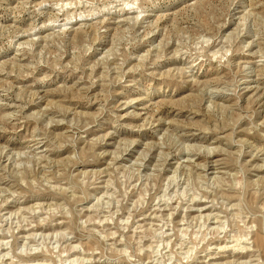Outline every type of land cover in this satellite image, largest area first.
Here are the masks:
<instances>
[{
    "label": "rangeland",
    "instance_id": "374dc122",
    "mask_svg": "<svg viewBox=\"0 0 264 264\" xmlns=\"http://www.w3.org/2000/svg\"><path fill=\"white\" fill-rule=\"evenodd\" d=\"M36 263L264 264V0H0V264Z\"/></svg>",
    "mask_w": 264,
    "mask_h": 264
},
{
    "label": "bare ground",
    "instance_id": "6f19581e",
    "mask_svg": "<svg viewBox=\"0 0 264 264\" xmlns=\"http://www.w3.org/2000/svg\"><path fill=\"white\" fill-rule=\"evenodd\" d=\"M238 86V85H237ZM209 104V103H208ZM36 142V141H35ZM185 144V143H184ZM166 154V153H165ZM35 156V155H34ZM214 169V168H213ZM219 188V187H218ZM213 199V198H212ZM178 200V199H177ZM168 201V200H167ZM20 214V213H19ZM21 215V214H20ZM240 218V217H239ZM95 219V218H94ZM125 219V218H124ZM101 220V219H100ZM28 226V225H27ZM139 226V225H138ZM221 228V227H220ZM158 231H160V230H158ZM111 233V232H110ZM230 233V232H229ZM242 233V232H241ZM249 234V233H248ZM109 235V234H108ZM110 236V235H109ZM166 236V235H165ZM248 237V236H247ZM112 238V237H111ZM153 238V237H152ZM184 238V237H183ZM242 238V237H241ZM120 239V238H119ZM243 239V238H242ZM234 240H235V238H234ZM135 241V240H134ZM236 241V240H235ZM249 241V240H248ZM165 244H166V242H165ZM79 245V244H78ZM229 245V244H228ZM164 246V245H163ZM224 247V246H223ZM242 247V246H241ZM138 248V247H137ZM190 248V247H189ZM220 248V247H219ZM250 248V247H249ZM120 250V249H119ZM55 251V250H54ZM26 252V251H25ZM156 253H157V251H156ZM254 254V253H253ZM53 255V254H52ZM169 255V254H168ZM167 257V256H166ZM85 259V258H84ZM248 259V258H247ZM32 260H34V259H32ZM31 260V261H32ZM36 260V259H35ZM41 260V259H40ZM170 260V259H169ZM39 262V261H38ZM36 264H43V263H36Z\"/></svg>",
    "mask_w": 264,
    "mask_h": 264
}]
</instances>
